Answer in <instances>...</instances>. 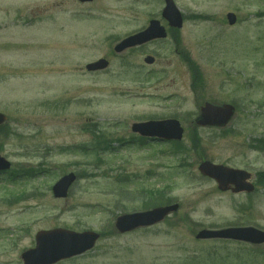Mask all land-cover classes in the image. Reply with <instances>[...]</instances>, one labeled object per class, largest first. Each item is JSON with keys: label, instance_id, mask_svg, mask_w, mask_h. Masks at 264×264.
<instances>
[{"label": "rangeland", "instance_id": "374dc122", "mask_svg": "<svg viewBox=\"0 0 264 264\" xmlns=\"http://www.w3.org/2000/svg\"><path fill=\"white\" fill-rule=\"evenodd\" d=\"M174 1L185 60L170 40L114 55L151 17L165 23L164 0H0V154L12 162L0 175V264H22L36 233L57 227L102 235L57 264H264V243L196 238L264 230V151L251 145L264 139V0ZM145 52L156 53L153 65ZM100 57L109 68L87 71ZM205 100L237 107L227 128L195 126ZM169 117L185 129L178 151L137 142L132 123ZM204 159L250 171L255 192L220 191L200 174ZM69 172L78 175L69 196L55 198L52 186ZM163 187L167 197L150 202L146 191ZM171 200L179 209L159 224L116 231L117 215Z\"/></svg>", "mask_w": 264, "mask_h": 264}, {"label": "water", "instance_id": "95a60500", "mask_svg": "<svg viewBox=\"0 0 264 264\" xmlns=\"http://www.w3.org/2000/svg\"><path fill=\"white\" fill-rule=\"evenodd\" d=\"M166 3L167 5L163 11L164 17L169 20L171 25L181 27L183 24L181 12L173 0H166ZM228 19L230 24H234L236 15L229 13ZM165 35V30L160 26V22L153 20L145 31L124 39L115 49L120 52L128 47ZM146 61L152 63L153 58L148 57ZM108 64L107 60L100 59L88 64L87 68L89 70H97L106 68ZM235 112L236 109L231 104L206 102L200 108L196 123L201 126L224 127L231 121ZM6 119L7 117L0 113V124ZM133 130L143 135H156L164 139H181L183 136V128L176 120L136 123L133 125ZM9 167L10 162L0 155V170H6ZM199 170L203 175L214 178L218 183L219 189L223 191L231 189L233 192H252L254 190V185L248 181L251 178V174L245 170L215 164L209 160L201 162ZM75 179L76 176L73 173L61 178L53 187L54 195L56 197H66ZM178 207V204H173L145 212L123 214L117 218L116 228L119 232L124 233L142 226H151L162 221L171 212L176 211ZM99 237V233L94 231L75 232L62 228L40 231L36 235V247L25 251L22 254V258L24 264H54L61 259L77 256L90 250L94 247ZM197 238H227L262 244L264 243V231L251 226L228 227L220 230L206 229L200 231Z\"/></svg>", "mask_w": 264, "mask_h": 264}, {"label": "flooded vegetation", "instance_id": "af4514ba", "mask_svg": "<svg viewBox=\"0 0 264 264\" xmlns=\"http://www.w3.org/2000/svg\"><path fill=\"white\" fill-rule=\"evenodd\" d=\"M150 19H152V18H150ZM164 22L165 23H163L161 21V23L163 24V26L165 27L166 32H167L166 37H164V38H157V39L151 40L149 42H146V43H143V44H140V45H137V46L128 48L122 54H116V53H114V55L123 56V55L127 54L128 52H132L134 50H144V49H147L149 46H151L153 44H159V43H161L163 41L170 40L172 44H175V51H176V53L178 55L184 56V51L182 49H180V47H179L180 41H181V39H180V30L177 29V28H175V27L169 26V23L167 21H164ZM144 29H145V27H143V28H141V29H139V30L131 33V34L139 33L141 31H143ZM145 56H153L155 58V61H156V57L157 56H156V53L155 52L154 53H152V52H145ZM108 59H110V58H108Z\"/></svg>", "mask_w": 264, "mask_h": 264}, {"label": "trees", "instance_id": "16d2710c", "mask_svg": "<svg viewBox=\"0 0 264 264\" xmlns=\"http://www.w3.org/2000/svg\"><path fill=\"white\" fill-rule=\"evenodd\" d=\"M259 142L261 143L262 141L259 140ZM177 145L176 146H181V143H176ZM262 146H263V149H264V143H262ZM262 179L264 180V174L262 176ZM167 196L165 195V193L163 191H159V190H155V191H152L151 193V198L150 200L152 201V203L154 204L153 200H160L161 201L163 200V198H166ZM150 201V202H151ZM159 202V201H158ZM157 202V203H158ZM156 203V202H155Z\"/></svg>", "mask_w": 264, "mask_h": 264}]
</instances>
